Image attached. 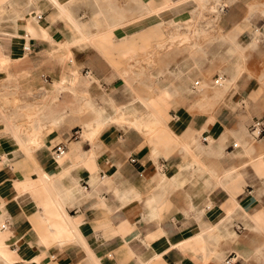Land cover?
<instances>
[{
    "label": "crops",
    "instance_id": "0c3cea01",
    "mask_svg": "<svg viewBox=\"0 0 264 264\" xmlns=\"http://www.w3.org/2000/svg\"><path fill=\"white\" fill-rule=\"evenodd\" d=\"M95 1L76 0L70 9L82 18L77 5L84 2L93 8ZM172 1L177 0H149L155 9ZM181 12L174 19L179 20ZM35 15L42 19L37 21ZM157 21L119 28L111 43L96 39L91 47L70 48L77 67L94 81L88 86L79 83L83 87L79 96L72 85V101L62 91L58 109L74 114L88 111L89 101L105 111L97 123L91 111L94 117L66 118L60 126L83 127L91 122L83 134L77 131L80 135L74 140L66 131H52L35 150L33 132H42L44 123L41 120L34 128V109L26 108L21 124L11 115L2 116L0 227L6 229H0V264H225L229 257L236 264L239 259L241 264L251 260L264 264V242L248 249L233 242L245 227L250 237L251 231L264 235V210L257 211L264 206V136L252 141L244 132L255 121L264 125V65L259 60L264 40L245 51L249 52L243 62L245 71L233 91L227 92L232 95L226 93L218 102L216 119L202 115L191 122L174 116L168 122L178 94L163 89L172 83L166 76L177 79L181 72L183 78L209 73L213 78H228L237 59L226 54L230 43L223 40L215 50V62L194 69L191 59V65L178 72L170 70L172 65L160 68L154 75L162 90L137 96L131 103L125 80L129 72L116 65L134 58L142 42L160 41L165 25ZM239 23L223 22L224 35ZM37 24L56 44H76L80 38L53 0H0V64L11 62L0 80L9 78L13 86L28 89L65 77L62 51L38 32ZM240 31L238 41L243 44L255 38V33ZM245 35L249 37L242 38ZM24 45L31 51H23ZM101 47L107 48V56ZM192 108L200 111L194 103ZM62 118L53 112L46 120L52 124ZM122 126L129 130L123 131ZM140 132L154 139L149 141ZM159 133L166 139L161 140ZM246 139L254 144L252 149L244 145ZM62 143L66 153L54 161L52 149Z\"/></svg>",
    "mask_w": 264,
    "mask_h": 264
},
{
    "label": "rangeland",
    "instance_id": "374dc122",
    "mask_svg": "<svg viewBox=\"0 0 264 264\" xmlns=\"http://www.w3.org/2000/svg\"><path fill=\"white\" fill-rule=\"evenodd\" d=\"M110 1L112 2L111 4L114 9L105 15L106 21L102 22L98 27H93L97 30L96 32H92V28L89 29V36L92 37V39H90V41L82 42L81 45L79 44L80 46H78L77 43V45L74 43L56 44V42L51 40V37L46 30L37 24L39 27L38 32L42 33L45 39H48L52 43V46H56L58 50L62 51L60 64L63 68V75H65V77L60 79L59 82H57L56 78H53L45 84L41 81L36 87L28 89L20 87L18 84L13 86L11 83L12 80L9 78L1 79L0 129H3V123L1 120L3 115H11L16 124H21L23 123L24 118H26L24 116V114L27 113L26 108L30 106L34 109V128L36 124L41 122V120L43 121L42 123H44L42 132L41 130L34 129L33 138H35L33 146L35 150L41 147L44 135L49 132L66 131L68 132L70 140H74L80 135L77 131H81V134H83L84 130L87 129L91 122H86L83 127L74 126L73 124L60 125L66 118L76 119L94 117L93 114L88 111L95 114L92 121L97 123V119L105 116V111L95 109V106H91V104L88 103L89 101L86 103L88 111L76 110V114H74L75 111L73 110L70 113L68 109H58V101L61 100V96L65 95L62 94V91L63 93L66 92V95H68L72 101L73 95L70 92L73 91V88H70L72 85H74L76 94L79 96L82 95L79 92H81L83 88L79 83L88 86L90 81H94V78L87 79L82 70L77 67L75 57L70 51V48L72 46H77L79 49L91 47L89 44L94 43L96 39L111 43V39L114 38V32L117 29L129 25H140L145 21H149L150 17H155V19H158L157 23L165 25L161 26V32L163 35L160 41H158L159 43H153L152 41L149 43L142 42V45L134 58L119 60L116 65L118 68L122 67L129 72V77H126L125 80L126 93H128V97L130 98L129 102L131 103L137 96L148 97L152 96L153 91L162 90L163 87L160 86L159 82H156L157 77L154 75L160 68L164 70L168 69L167 66L172 65L170 70L173 71L172 69L175 70V68H177L176 72H178V70L181 69L180 67L184 68L185 66H190L192 63L191 59L193 60L192 67L194 69H199L202 64L206 63V61L209 63L215 62V50H217L219 44H222L223 40L230 43L226 54L230 57L236 56L237 59L234 68L228 72V78L232 80L228 85L227 92H229L234 88V84H236L238 78L245 71L243 62L247 57L245 54H249V52L245 53V51L256 48L257 43L264 40V0H208L204 6H202L200 0H177L175 6L171 5V9H168L167 7L159 8L153 12H148L149 14L142 8L139 0H109V2ZM147 1L149 2V0ZM94 3L92 4V7H95L97 0ZM77 7H80L79 9L82 8L80 16L83 18V22L87 23L89 21L88 17L92 12L91 5L81 2ZM224 7L225 11L220 13L219 8L221 10ZM49 8L52 7L50 6ZM179 12L182 13L179 20L174 19V16ZM148 15L149 17H147ZM53 16L55 19L58 18L57 11H54ZM232 21L240 23L237 24L236 29L224 35L222 23ZM32 23L34 24V22ZM35 23H37L36 20ZM65 23L67 26L71 27L66 21ZM173 25L178 26L171 27ZM250 27L252 28V31L249 30ZM241 28L248 33H255V38L244 44L239 42L238 37L242 35V32L240 31ZM244 37L248 38L249 35L242 36V38ZM34 39L42 40L41 37H36ZM101 48L103 51L102 55L104 57L107 56V48ZM169 57L172 58L171 64L170 60H168ZM259 60L261 61V64L264 65V63H262L264 61V51L260 53ZM10 63V61H7L0 64V73L7 74ZM247 64L248 63L246 62V68ZM183 73L184 72H182V74ZM150 74L151 77L149 79ZM212 76L213 75L209 73V75L200 74L194 75L190 78H183L181 72L177 74V79L175 77H170V75L166 76L172 83L163 89L168 91V89L172 88L175 96L178 94L174 98L171 108L168 111V122H173L172 117L174 116L177 117L178 120L186 117L191 122L196 121L197 118L199 119L202 115H213L216 119L218 105L220 104L218 102L225 98L227 92L224 94L223 98L220 97L221 99L213 98L214 90L212 86L214 82H216V79L220 77L216 76L213 78ZM224 80L225 78L221 77L217 81ZM261 80H263L264 83V79ZM56 84L58 85L57 89L54 88ZM193 84L197 85L194 89L191 87ZM231 95V93H227V96ZM193 103L195 104V107L200 109V111L196 108H192ZM101 106L106 107L103 102H101ZM245 106L246 109H248L246 104ZM111 109L108 111L112 112ZM228 110L231 112L234 111V108L231 106ZM53 112L63 115V118L58 122L48 124L46 118ZM67 112L69 113L67 114ZM27 120L25 123H27ZM72 121L73 120H69L68 122L72 123ZM99 126L100 125H95L94 128H100ZM119 128L123 131L129 130L127 126ZM244 130L245 136L247 137L248 129ZM140 133L144 134L149 141L154 139L153 136L150 137V135L145 134L144 132ZM157 135L158 134H156V136ZM163 136L164 135L160 136L161 140L166 139ZM247 142L249 143L246 139L244 145H247V149H252L254 144H248ZM24 160L27 161V163H30L28 161L32 162L30 158H25ZM261 210H264V206H261L257 211ZM249 232L250 230L247 227H245V231L240 230L238 232L239 236L236 240H233V242L240 243L245 249H248L250 246L252 247L255 245L258 247L263 244V234L251 231L252 236L250 237ZM241 263L242 260L239 259L238 264ZM249 264L261 263L251 260Z\"/></svg>",
    "mask_w": 264,
    "mask_h": 264
},
{
    "label": "bare ground",
    "instance_id": "6f19581e",
    "mask_svg": "<svg viewBox=\"0 0 264 264\" xmlns=\"http://www.w3.org/2000/svg\"><path fill=\"white\" fill-rule=\"evenodd\" d=\"M53 1H54L55 5L58 7V9L60 10V12L62 13V15L64 16V18L67 19V21L71 22L76 27L77 31L79 32L80 38L78 40H76V42H75L78 45L79 44L81 45V43L84 41H90V39H92V37L89 36L90 35L89 29H91L93 27H98L100 24H102V22L106 21L105 15L109 11L114 9V7L111 4L112 3L111 1L109 2V0H97V4L95 5V7L92 8V12L90 13V15L88 17L89 21L87 23H85V22H83L82 18H79L76 15V13L73 12L72 9H70L72 6H74L77 3L76 0H53ZM139 1L142 5V8L145 9L146 13H148V12L150 13V12H153L154 10H157V9H153L150 2H148L147 0L146 1L145 0H139ZM207 1L208 0H200V3L202 4V6H204ZM175 3H176L175 1H172L170 4L175 6L176 5ZM169 5H166L162 8L169 7ZM219 12L220 13L222 12L220 10V8H219ZM147 17H149V15ZM153 18H155V17H150L149 19H153ZM231 81L232 80H230V78H225L224 81L214 82V84L212 86L213 90H214L213 98H216V99H218L220 97L223 98L224 94L228 90V87H229L228 85L231 83ZM195 86H197V85H195ZM17 138L20 141V137L18 136Z\"/></svg>",
    "mask_w": 264,
    "mask_h": 264
},
{
    "label": "built area",
    "instance_id": "2783aa9c",
    "mask_svg": "<svg viewBox=\"0 0 264 264\" xmlns=\"http://www.w3.org/2000/svg\"><path fill=\"white\" fill-rule=\"evenodd\" d=\"M221 11H223V8L221 9ZM36 18L37 21H40L42 19V15H35L34 16ZM23 51L25 52H29L30 50V46L29 45H24L23 46ZM220 78L216 79L219 80ZM248 135L250 137V139L252 141H256L260 138H262L264 136V125L261 123V121H255L248 130ZM203 142L207 143V139L206 137L203 138ZM66 153V149L65 146L63 144H57L54 146V148L52 149V159L54 161H58L61 158L64 157ZM131 162H135L133 159L131 160ZM1 230H5L6 226L2 225L0 227ZM225 264H236V261L234 260V257H229L226 261Z\"/></svg>",
    "mask_w": 264,
    "mask_h": 264
}]
</instances>
